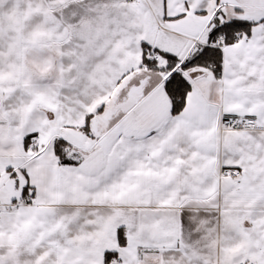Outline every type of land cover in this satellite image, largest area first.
<instances>
[{
	"label": "snow or ice",
	"instance_id": "1",
	"mask_svg": "<svg viewBox=\"0 0 264 264\" xmlns=\"http://www.w3.org/2000/svg\"><path fill=\"white\" fill-rule=\"evenodd\" d=\"M0 264H264V0H0Z\"/></svg>",
	"mask_w": 264,
	"mask_h": 264
}]
</instances>
